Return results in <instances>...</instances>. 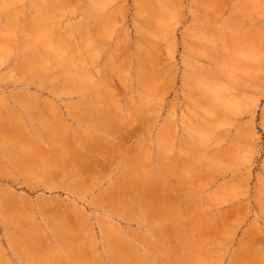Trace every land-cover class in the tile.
<instances>
[{"label": "rangeland", "instance_id": "obj_1", "mask_svg": "<svg viewBox=\"0 0 264 264\" xmlns=\"http://www.w3.org/2000/svg\"><path fill=\"white\" fill-rule=\"evenodd\" d=\"M0 264H264V0H0Z\"/></svg>", "mask_w": 264, "mask_h": 264}, {"label": "bare ground", "instance_id": "obj_2", "mask_svg": "<svg viewBox=\"0 0 264 264\" xmlns=\"http://www.w3.org/2000/svg\"><path fill=\"white\" fill-rule=\"evenodd\" d=\"M85 48V47H84ZM74 52V51H73ZM81 57V56H80ZM153 83V82H152ZM215 95V94H214ZM217 97H215V99H216ZM227 102V101H226Z\"/></svg>", "mask_w": 264, "mask_h": 264}]
</instances>
